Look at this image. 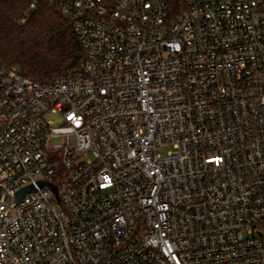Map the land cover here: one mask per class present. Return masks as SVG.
<instances>
[{"label": "built area", "instance_id": "built-area-1", "mask_svg": "<svg viewBox=\"0 0 264 264\" xmlns=\"http://www.w3.org/2000/svg\"><path fill=\"white\" fill-rule=\"evenodd\" d=\"M51 1L82 56L0 61V264H264V0Z\"/></svg>", "mask_w": 264, "mask_h": 264}, {"label": "trees", "instance_id": "trees-1", "mask_svg": "<svg viewBox=\"0 0 264 264\" xmlns=\"http://www.w3.org/2000/svg\"><path fill=\"white\" fill-rule=\"evenodd\" d=\"M0 0V61L20 73L46 83L76 70L82 47L71 21L51 0ZM172 15L184 0H166Z\"/></svg>", "mask_w": 264, "mask_h": 264}, {"label": "water", "instance_id": "water-1", "mask_svg": "<svg viewBox=\"0 0 264 264\" xmlns=\"http://www.w3.org/2000/svg\"><path fill=\"white\" fill-rule=\"evenodd\" d=\"M41 183H43V181H41ZM31 190H33L32 186H26L24 188H21L15 193L14 195L15 200L16 201L20 200L24 196L25 193ZM10 200H11V197L9 193L0 185V203H4L9 206Z\"/></svg>", "mask_w": 264, "mask_h": 264}, {"label": "rangeland", "instance_id": "rangeland-1", "mask_svg": "<svg viewBox=\"0 0 264 264\" xmlns=\"http://www.w3.org/2000/svg\"><path fill=\"white\" fill-rule=\"evenodd\" d=\"M46 118L51 120L53 124L58 125L61 123V117L59 114H47Z\"/></svg>", "mask_w": 264, "mask_h": 264}]
</instances>
